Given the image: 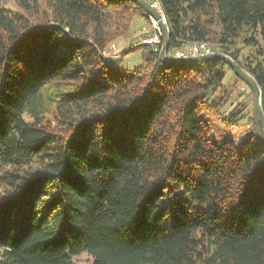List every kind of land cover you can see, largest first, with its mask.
<instances>
[{
	"label": "trees",
	"instance_id": "obj_1",
	"mask_svg": "<svg viewBox=\"0 0 264 264\" xmlns=\"http://www.w3.org/2000/svg\"><path fill=\"white\" fill-rule=\"evenodd\" d=\"M1 1L0 264H264V140L253 108L223 109L229 64L163 63L162 35L107 56L150 20L136 0ZM156 1L164 55L227 54L264 113V0Z\"/></svg>",
	"mask_w": 264,
	"mask_h": 264
},
{
	"label": "rangeland",
	"instance_id": "obj_2",
	"mask_svg": "<svg viewBox=\"0 0 264 264\" xmlns=\"http://www.w3.org/2000/svg\"><path fill=\"white\" fill-rule=\"evenodd\" d=\"M1 3L4 7L10 8L12 10L18 9L17 5L15 4V2L13 0H2ZM157 9L159 10V7ZM152 29H153V19L151 17H150V20H145L144 18L140 17L139 15H135L133 17V20H132V23L130 25V28H129L127 35H125L123 37L118 36L113 41H110V43L105 48V54L107 56H111V57L115 56L116 57L119 55V53L123 49L127 48V46L129 44L140 45V43L142 42L141 39L148 40L149 35H146V34H149L148 32H150ZM209 46H210L211 50L216 49V48L215 49L212 48L211 45H209ZM235 46H237L240 49L239 60H242V58L245 55H247L249 53V51L252 49L248 46H243L241 44L240 40H237L235 42ZM216 50H218V49H216ZM140 53H141L140 48L131 50L128 53H125L124 56L122 57V59H115L114 60L115 64L118 67H122L125 65L131 69V68L135 67L137 64L141 63ZM221 54H224V53L221 52ZM225 55H227V54H225ZM226 85L228 87L234 85L233 86L234 91L229 96L228 103L225 104V106L223 107V109L225 110V113H226V105H228V106L230 105L229 108H227L229 110L233 106H235V104H237L239 102H243V103H245V111L247 112V115H249L251 112V108H253V95H252L251 91L249 90V88L247 87V85L244 83H241L239 80H237V78L234 75V73L232 72V70L229 69L227 66H226V75L223 79V86L226 87ZM1 189H2V187L0 186V190ZM72 260H73L74 264H91V261H92L90 255L84 251L80 252L79 254L74 255L72 257Z\"/></svg>",
	"mask_w": 264,
	"mask_h": 264
},
{
	"label": "water",
	"instance_id": "obj_3",
	"mask_svg": "<svg viewBox=\"0 0 264 264\" xmlns=\"http://www.w3.org/2000/svg\"><path fill=\"white\" fill-rule=\"evenodd\" d=\"M138 4L149 14V16L155 20L161 30L162 35V43L159 51V60L163 63L174 64V63H183V62H203L209 59H222L225 60L236 76L241 79L252 91L253 93V114L256 123H259L262 130V138L264 140V119L262 117V110L260 104V89L258 88L255 80L248 74L245 70L240 68V66L228 55L221 53H211L208 55H196V56H188V57H167L164 55V49L166 47V39H167V27L165 21L162 16L158 13V11L149 4L147 0H136Z\"/></svg>",
	"mask_w": 264,
	"mask_h": 264
},
{
	"label": "built area",
	"instance_id": "obj_4",
	"mask_svg": "<svg viewBox=\"0 0 264 264\" xmlns=\"http://www.w3.org/2000/svg\"><path fill=\"white\" fill-rule=\"evenodd\" d=\"M151 6L156 8L158 10V4L156 0H149L148 1ZM158 12L161 14L163 20L164 16L161 13L160 9ZM165 21V20H164ZM160 35H161V30L158 25V23L153 20V29L152 33L149 35L148 40L141 39V41L144 43H159L160 41ZM213 51L210 49V46L206 42H194L190 44L189 46L179 48L175 50L174 55L177 57H188V56H196V55H208L211 54ZM262 116L264 118V113H262Z\"/></svg>",
	"mask_w": 264,
	"mask_h": 264
}]
</instances>
